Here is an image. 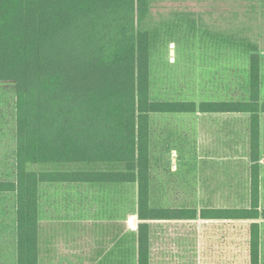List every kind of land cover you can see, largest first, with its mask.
Segmentation results:
<instances>
[{
  "label": "trees",
  "instance_id": "16d2710c",
  "mask_svg": "<svg viewBox=\"0 0 264 264\" xmlns=\"http://www.w3.org/2000/svg\"><path fill=\"white\" fill-rule=\"evenodd\" d=\"M152 0H0V85L12 84L16 264L38 263L39 226L49 186H136L137 264H150V221L250 220L248 264H260L258 166L241 207H160L151 202V120L162 113H249V153L259 156L261 73L258 46L235 22L220 36L248 42L247 94L220 101L153 99ZM178 17L188 18L186 14ZM248 29V27H246ZM249 30V29H248ZM264 33V30L262 31Z\"/></svg>",
  "mask_w": 264,
  "mask_h": 264
},
{
  "label": "rangeland",
  "instance_id": "374dc122",
  "mask_svg": "<svg viewBox=\"0 0 264 264\" xmlns=\"http://www.w3.org/2000/svg\"><path fill=\"white\" fill-rule=\"evenodd\" d=\"M150 12L156 21L149 56L153 99L198 101L247 94L250 50L248 42L220 36L229 22L240 23L258 46L264 94V0H152ZM13 98L14 86L0 85V179L14 176ZM203 120L191 113L152 117L153 205L247 204L248 160L242 131L225 129L238 141L232 144L227 136L223 148L222 137H213L204 126L211 119ZM261 159L264 164V150ZM60 190L59 209L41 217L40 264H59V255L61 264H136L135 185H66ZM14 223L15 195L0 193V264H16ZM171 224L151 223L152 264H248V222L196 219ZM260 224L264 264V220ZM98 255L110 260L101 261Z\"/></svg>",
  "mask_w": 264,
  "mask_h": 264
},
{
  "label": "crops",
  "instance_id": "0c3cea01",
  "mask_svg": "<svg viewBox=\"0 0 264 264\" xmlns=\"http://www.w3.org/2000/svg\"><path fill=\"white\" fill-rule=\"evenodd\" d=\"M260 73H261V68H260ZM260 93V97L262 100H264V94ZM227 98H203L200 99L198 101L193 100L196 104H198L199 101L201 100H206V101H220V100H226ZM184 113H191L193 115H200L202 116V118L205 120L207 118L211 119V121L209 122H204V126L205 128L209 131L212 132L210 133V135H213V137L215 135H217L218 137H222V141L220 142V147L225 146V142L227 139V136H231V140L230 142L232 144H235L238 139H236L235 137L237 135H229L227 134V130L230 129V131L232 132H240L242 131L243 133V146L245 148V152H246V157L248 160V165H247V170H246V178H247V183H246V188H247V197L249 200L250 197V179H251V171H252V165L253 163H257L258 166V198H259V209L261 210L262 208H264V204H263V199H264V177H263V166L264 164L262 163V150H264V111H260L258 112V129H259V147H258V151H259V156H258V160L257 161H252L250 159V153H249V146H248V141H249V113H244V112H221V111H193V112H184ZM162 114H166V113H162ZM161 115V114H158ZM235 118L240 119V121H235ZM216 119H219L220 121H216ZM231 119L232 122H228L227 120ZM203 120V121H204ZM228 127V128H227ZM227 129V130H225ZM223 134V135H222ZM222 135V136H221ZM219 142V140H218ZM219 148V147H218ZM220 149V148H219ZM94 184H99V183H94ZM91 185V184H89ZM63 186L66 185H58V186H49L48 187V191H46L44 193V197H43V201H45V205L43 207V211L42 214L43 216H45V214H47L50 211H54L55 209H59L58 205L59 203H61V200L63 199V193L60 190V188H62ZM77 187H81V186H86V185H74ZM49 204V205H48ZM248 204V201H247ZM246 204V205H247ZM47 205L49 207V209H47ZM244 205V206H246ZM159 206V205H157ZM160 207H175V206H160ZM189 207V206H188ZM201 207V206H200ZM199 207V208H200ZM203 207H214V208H225V207H241V206H211V205H203ZM199 208L197 207V211H199ZM82 211V210H81ZM44 218H42L43 220ZM196 219L202 220L204 222H209V223H215V222H251L250 220H228V219H201L198 215L195 219H166V218H162V219H155L153 221H150V230H149V234H150V247H151V223L152 222H157V223H161L162 225L164 224V226H167V224L172 225L171 223H175V222H193ZM260 220H264L262 218H259L256 220V222L259 224V238H260V259H261V254H262V240H261V224H260ZM138 218H137V222H138ZM137 222L136 223V227H137ZM39 231H40V226H39ZM247 233H248V228H247ZM39 235V233H38ZM248 241V239L246 240ZM16 248V247H15ZM38 250H39V240H38ZM16 252V250H15ZM40 251L38 254V263L40 262ZM63 256H58L57 259V263L61 264V260ZM152 247H151V254H150V264H152ZM98 259H100L101 261H106L108 262L110 260V256H104L98 255ZM137 260V257H136ZM54 262V261H53ZM40 264V263H39ZM137 264V262H136Z\"/></svg>",
  "mask_w": 264,
  "mask_h": 264
},
{
  "label": "water",
  "instance_id": "95a60500",
  "mask_svg": "<svg viewBox=\"0 0 264 264\" xmlns=\"http://www.w3.org/2000/svg\"><path fill=\"white\" fill-rule=\"evenodd\" d=\"M134 222H136V220Z\"/></svg>",
  "mask_w": 264,
  "mask_h": 264
}]
</instances>
